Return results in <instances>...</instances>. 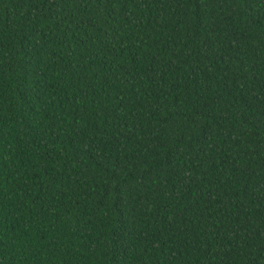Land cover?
Instances as JSON below:
<instances>
[{
	"label": "trees",
	"instance_id": "trees-1",
	"mask_svg": "<svg viewBox=\"0 0 264 264\" xmlns=\"http://www.w3.org/2000/svg\"><path fill=\"white\" fill-rule=\"evenodd\" d=\"M0 264H264V0H0Z\"/></svg>",
	"mask_w": 264,
	"mask_h": 264
}]
</instances>
